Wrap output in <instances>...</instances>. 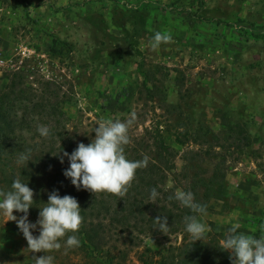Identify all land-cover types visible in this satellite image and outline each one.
Instances as JSON below:
<instances>
[{"label": "rangeland", "instance_id": "374dc122", "mask_svg": "<svg viewBox=\"0 0 264 264\" xmlns=\"http://www.w3.org/2000/svg\"><path fill=\"white\" fill-rule=\"evenodd\" d=\"M156 31L172 40L153 50ZM52 38L71 50L51 55ZM21 65L31 72L27 84L58 90L78 141L90 143L101 119L134 115L131 142L155 123L184 135L179 146L164 133L180 154L178 173L189 166L186 150L198 154L200 177L219 164L225 191L198 216L209 227L204 242L221 244L233 224L264 235V0H0V90ZM183 238L192 240L186 233L118 245L125 255L114 264H159ZM42 255L0 215V264H34ZM47 255L54 264H98L63 247Z\"/></svg>", "mask_w": 264, "mask_h": 264}, {"label": "trees", "instance_id": "16d2710c", "mask_svg": "<svg viewBox=\"0 0 264 264\" xmlns=\"http://www.w3.org/2000/svg\"><path fill=\"white\" fill-rule=\"evenodd\" d=\"M71 48L70 43L52 38L49 52L60 56ZM30 75L31 72L21 65L10 72L4 90H0V190H10L16 178L28 183L35 200L29 217L37 219L39 208L45 206L53 190H58L61 197L76 198L82 216L77 233L81 243L78 248L68 250L69 254H81L98 264H114L117 257L125 255L123 249L138 245L142 238L161 236L168 239L178 234L186 235L184 218L193 213L175 199H169L176 191H192L196 201L205 205L207 211L211 201L222 200L225 177L221 166H214L209 176L200 177L198 172L202 170L195 158L198 154L186 150L183 159L189 166L178 173L176 160L180 154L166 143L164 133L179 146L185 144L181 139L184 135L160 129L159 123L146 129V139H134L126 146L125 155L129 160L139 161L145 155L150 160L147 167L137 169L124 197L104 192L94 194L83 189L77 191L63 175L69 166L67 159L61 164L54 155L62 150L70 154L84 140L78 141L67 130L63 102H57L58 90L47 82L27 84ZM146 92L152 96V89L146 88ZM39 126L49 127L53 135L47 139L40 137ZM28 151L31 161L27 167L18 164V157ZM204 154L208 155L209 151ZM168 182L172 186H168ZM152 188L159 192L155 201L150 198ZM158 216H167L166 234L157 230L154 219ZM219 248L218 243L183 238L180 246L169 248L159 264H231L230 253Z\"/></svg>", "mask_w": 264, "mask_h": 264}, {"label": "clouds", "instance_id": "9594fccd", "mask_svg": "<svg viewBox=\"0 0 264 264\" xmlns=\"http://www.w3.org/2000/svg\"><path fill=\"white\" fill-rule=\"evenodd\" d=\"M171 40L170 34L156 31L150 37L149 44L155 50ZM133 122L134 115L124 121L101 119L94 128L95 137L89 144L81 142L70 154L62 150L54 155L61 164L67 159L69 166L63 175L77 191L83 189L94 194L104 192L119 197L126 195L137 169L147 167L150 160L147 155L139 161L129 160L125 155L126 146L131 143L128 132ZM37 132L45 139L53 135L47 126H39ZM29 161L30 151L22 153L17 163L27 167ZM158 196L157 189L152 188L150 198L155 201ZM169 199H175L193 213L184 218V230L193 242L202 241L209 227L198 216L207 214L206 206L196 201L192 191L178 190ZM34 203V191L19 178L12 181L10 190H0V215L16 222L31 253H44L39 257L33 256L34 264H54V257L47 253L62 247L67 252L80 246L77 233L82 224L81 208L76 198L69 195L61 197L58 190H53L45 206L39 208L38 219L33 223L28 217ZM14 211L23 215L18 218ZM154 221L158 231L164 234L168 232L167 216H158ZM238 228V224L232 225L219 249L230 253L231 264H264V235L257 238L239 232ZM37 230L39 235H33Z\"/></svg>", "mask_w": 264, "mask_h": 264}, {"label": "crops", "instance_id": "0c3cea01", "mask_svg": "<svg viewBox=\"0 0 264 264\" xmlns=\"http://www.w3.org/2000/svg\"><path fill=\"white\" fill-rule=\"evenodd\" d=\"M215 203H219V202H217V201H213V204H215Z\"/></svg>", "mask_w": 264, "mask_h": 264}]
</instances>
